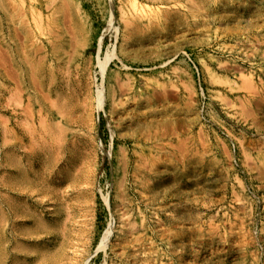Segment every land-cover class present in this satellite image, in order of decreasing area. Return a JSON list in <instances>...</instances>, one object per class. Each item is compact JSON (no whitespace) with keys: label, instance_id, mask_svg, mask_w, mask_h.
I'll list each match as a JSON object with an SVG mask.
<instances>
[{"label":"rangeland","instance_id":"rangeland-1","mask_svg":"<svg viewBox=\"0 0 264 264\" xmlns=\"http://www.w3.org/2000/svg\"><path fill=\"white\" fill-rule=\"evenodd\" d=\"M0 264H264V0H0Z\"/></svg>","mask_w":264,"mask_h":264},{"label":"bare ground","instance_id":"bare-ground-1","mask_svg":"<svg viewBox=\"0 0 264 264\" xmlns=\"http://www.w3.org/2000/svg\"><path fill=\"white\" fill-rule=\"evenodd\" d=\"M108 28H109V30H115V26H113V12H111V16H110V19L108 22ZM103 68H104V65L102 64V66L100 68L101 74H103ZM104 199H105V201H107V196H105ZM110 234H111V226H110V223H108L106 229L103 231L102 235L100 236V238L98 240V243L95 247L94 252L104 251L106 249V247L108 245Z\"/></svg>","mask_w":264,"mask_h":264},{"label":"built area","instance_id":"built-area-1","mask_svg":"<svg viewBox=\"0 0 264 264\" xmlns=\"http://www.w3.org/2000/svg\"><path fill=\"white\" fill-rule=\"evenodd\" d=\"M210 125L212 126L213 130L221 135L222 137H224L225 139L228 140L229 146H230V153L232 155L231 157V163L232 165L236 168V170L240 173H243L242 168L239 166V159L236 157L237 153H236V145L233 142V140L228 136V134L222 130L219 126H217L215 123L213 122H209Z\"/></svg>","mask_w":264,"mask_h":264}]
</instances>
